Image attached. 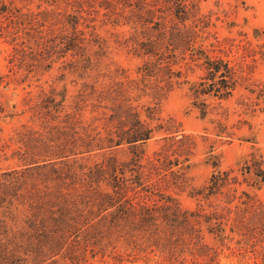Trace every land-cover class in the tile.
Segmentation results:
<instances>
[{"label": "rangeland", "instance_id": "374dc122", "mask_svg": "<svg viewBox=\"0 0 264 264\" xmlns=\"http://www.w3.org/2000/svg\"><path fill=\"white\" fill-rule=\"evenodd\" d=\"M179 2L185 7L186 20L172 14L178 12ZM139 5L144 7L143 16L138 14ZM46 12L85 14L87 31L95 28L96 35L88 36L85 56L97 63L96 69L71 75L63 67L75 59L73 55L41 56L37 44L47 43L55 34L50 32L52 21H46ZM159 22L166 26L162 50H158L162 66L175 60L168 39L178 31L188 47L167 71L170 92L150 106L155 109V120L146 117V106L142 109V121L153 128L152 138L141 148L142 162H131V148L123 144L23 165L27 161L18 159L17 153L27 148L19 140L51 139L45 127L69 132V126L61 122L68 113L74 118V108L81 109L75 115L77 126H87L94 118L88 96L92 89L122 81L115 72L132 79L136 76L148 42L161 39ZM210 62L226 65L231 75L219 90L215 84L209 92V84L222 79L217 74L209 80ZM192 90L200 92L197 99L191 97ZM59 105L66 109L57 113ZM112 158L129 171H135L136 164L142 167L151 193L132 189L129 197L136 202L156 203L162 194L183 211L202 207L205 212H223L227 200L232 211L235 206L243 208L240 203L247 194L255 204L264 205V183L254 175L258 167L264 171V0H0V182L4 173L27 170L33 176L27 183L35 184L45 200H52L44 186H71L76 183L72 174L78 179L85 169L103 167ZM53 169L62 176L52 173ZM215 171L229 174L223 193L209 200L196 197ZM233 216L227 215V235L236 229ZM236 241L233 238L231 245L219 246L204 233V244L216 247L215 260L206 254L172 259L153 247V253H134L121 262L97 255L87 264H260L253 254L258 246L241 248Z\"/></svg>", "mask_w": 264, "mask_h": 264}, {"label": "trees", "instance_id": "16d2710c", "mask_svg": "<svg viewBox=\"0 0 264 264\" xmlns=\"http://www.w3.org/2000/svg\"><path fill=\"white\" fill-rule=\"evenodd\" d=\"M179 4L176 5L178 12L171 13L177 19L186 20L185 7L181 2ZM137 11L139 16L145 13L141 5ZM44 16L46 21L49 18L52 21L50 32L55 34L47 41L49 45L37 44L41 56L46 55L50 59L73 55L75 59L63 67L71 75L80 76L96 69L97 63L85 56L90 44L88 36L96 37L95 28L87 31L89 20L85 14L54 15L46 12ZM157 26L159 33L162 32L161 39L148 42L141 57L144 58L143 64L133 79L124 72L121 75L115 72L116 79L122 81L102 90L93 88L88 94L93 101L90 113L94 118L87 126H77L75 115L79 116L81 109L74 108V118L68 113L61 122L69 126V132L45 127V135L51 139L19 140L27 148L24 153L21 150L17 153L18 159L27 161L23 165L41 163L39 160L52 161L61 158L63 153L75 155L82 150L89 153L123 144L131 148V162H142L141 148L153 135V128L141 119L142 109L146 106V117L155 120V109H150V106L170 92L167 71L178 64L177 55L188 47L177 30V34L168 39L175 60L167 61L166 67L162 66L159 52L166 26L164 22ZM97 40L102 45V41ZM219 64L210 62L207 65L209 80L213 81L217 74L222 78L209 84V92L215 84L219 90L220 83H225L231 75L226 65L221 67ZM199 95L198 90L191 91V97L197 99ZM63 108L59 105L53 111L60 113L58 109L62 111ZM66 137L71 140L63 142ZM136 165L135 171H129L119 167L116 159L112 158L103 167L87 168L84 170L86 173L78 172V179L72 174L76 183L71 186H44L52 200H45L35 184L27 183L33 179L31 174H26L27 170L4 173L0 182V264H87L89 258L94 259L97 255L103 260L108 258L121 262L134 253V256L153 253V247L172 259H182L184 254L196 258L206 254L215 260L218 252L213 248L216 247L204 244V233L217 240L219 246L231 245L233 238L241 248L258 246L253 254L260 264H264V205L255 204L247 194L246 200L240 203L243 208L235 206L232 211L227 200L223 212L217 209L205 212L202 207L196 212L183 211L174 200L162 194L157 195L156 203L151 204L145 199L136 202L129 197L132 189L151 193L142 167ZM258 170L254 175L263 184L264 171L260 167ZM51 172L62 176L58 170ZM130 177L133 181L128 179ZM229 182L228 172L215 171L196 197L204 200L217 198ZM232 213L236 229L227 235V215Z\"/></svg>", "mask_w": 264, "mask_h": 264}]
</instances>
